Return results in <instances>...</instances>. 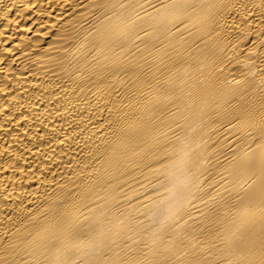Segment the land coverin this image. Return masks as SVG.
Segmentation results:
<instances>
[{
  "label": "bare ground",
  "instance_id": "obj_1",
  "mask_svg": "<svg viewBox=\"0 0 264 264\" xmlns=\"http://www.w3.org/2000/svg\"><path fill=\"white\" fill-rule=\"evenodd\" d=\"M0 264H264V0H0Z\"/></svg>",
  "mask_w": 264,
  "mask_h": 264
}]
</instances>
